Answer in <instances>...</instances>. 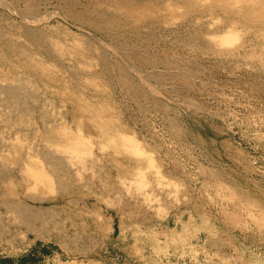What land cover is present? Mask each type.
Masks as SVG:
<instances>
[{"label":"rangeland","instance_id":"1","mask_svg":"<svg viewBox=\"0 0 264 264\" xmlns=\"http://www.w3.org/2000/svg\"><path fill=\"white\" fill-rule=\"evenodd\" d=\"M0 52V264H264V0H0Z\"/></svg>","mask_w":264,"mask_h":264},{"label":"bare ground","instance_id":"2","mask_svg":"<svg viewBox=\"0 0 264 264\" xmlns=\"http://www.w3.org/2000/svg\"><path fill=\"white\" fill-rule=\"evenodd\" d=\"M24 14V13H23ZM26 15H27V13H26ZM24 17H25V14L23 15ZM29 16V15H28ZM27 16V17H28ZM28 18H30V19H32V21H34L35 23H41L42 22V20H44V21H46V22H50L51 21V18L50 17H48V18H46V19H42V18H33V16L31 15L30 17H28ZM48 40L51 42V43H54L55 45H58V46H60L61 48H63L62 46H64V43H63V41H62V37L59 35V36H57V35H51V36H49V38H48ZM4 52V51H3ZM1 53V52H0ZM18 65H19V63H18ZM20 65H22V64H20ZM19 65V66H20ZM26 89H28L27 87H26ZM26 89H24V86H23V84H11V83H9V82H5V80L4 81H2V80H0V99H5L6 100V98H4L3 96V94H5L6 96H9V101L10 100H13V101H17L18 103L22 100V98L24 97V96H27V91H26ZM2 100H0V101H2ZM9 101H4V102H6V103H9ZM3 102V101H2ZM23 103V102H22ZM83 109L84 110H86V111H89V107H87V106H84L83 107ZM94 117H95V115H94ZM93 117V118H94ZM58 127H61V129H63L64 130V128H63V126H58ZM115 127H117V128H119L118 126H115ZM90 130L93 132V134H95L97 137H107L108 136V134H107V131H106V127L105 126H103L102 124L100 125V124H96V123H94L92 126H91V128H90ZM63 136H57V139H55V144L57 143V144H60V145H63L64 147H65V149L67 150V152H71L68 156L65 154V156H62V158L63 157H66V159L67 160H71V159H73L74 161L76 160V159H80V155L82 154V153H80V152H78V153H76L75 154V152H77V151H79V150H81V148H86L85 147V145H84V143H80V136L79 135H77V134H72V133H70L69 131H67V130H64L63 131ZM109 137V136H108ZM127 139H129V140H127ZM126 141H129V142H133V140L129 137V136H125V135H122V137L116 142L117 144V150H119V149H121L124 145H125V142ZM103 143H104V145H106V142L103 140ZM12 145V144H11ZM34 145V144H33ZM30 146V145H29ZM28 146V147H29ZM116 147V146H115ZM32 148V147H31ZM30 148V149H31ZM50 148V147H49ZM57 148V147H56ZM142 147H140V145H138V144H136L135 145V160H134V163H133V166L136 168V171H137V173L141 176L142 175V173L144 172V168H145V166L144 165H142V161L144 162V163H146V164H148V163H150V161L148 160V163H147V160H145V157L143 156V154L145 153V151H144V149L142 148ZM29 149V148H28ZM33 149V148H32ZM41 149V148H40ZM53 149V148H52ZM2 150H4V149H1L0 151H2ZM7 151L9 150V148L8 149H6ZM12 149H10V151H11ZM34 150V149H33ZM33 150H31L32 152L30 153V160L32 161V164H31V168L30 167H28V166H26V168H25V166H23L24 167V171L25 172H28L29 174H30V176L31 175H33V176H35V178H36V183H44L45 182V180L48 178V172H47V170L45 169V166H49L48 165V163L47 164H45V166L43 165V163H40L38 160H37V158L35 157V152H36V149H35V152L33 151ZM43 150V149H42ZM49 151H50V149H48ZM48 150H47V152H48ZM5 151V150H4ZM29 151V150H28ZM37 151H39V149L37 148ZM3 152V151H2ZM6 152V151H5ZM9 152V151H8ZM34 152V153H33ZM64 152H65V150H64ZM11 153H12V151H11ZM48 153H51V152H48ZM48 153H46V157H48L49 155H47ZM54 153V152H53ZM53 153H51V154H53ZM57 153H59V152H56V154H55V158H58L59 157V154H57ZM37 154V153H36ZM60 155H61V153H60ZM62 155H64V154H62ZM38 156V155H37ZM27 157V158H28ZM43 157L46 159V157H45V155L43 154ZM61 157V156H60ZM39 158V157H38ZM50 158H52V157H50ZM49 158V160H51ZM53 158H54V156H53ZM52 158V160H55L56 161V159H53ZM64 159V158H63ZM61 160V161H64V160ZM65 159V161H67ZM28 160V159H27ZM29 160V161H30ZM72 160V161H73ZM42 161H43V159H42ZM46 161V160H45ZM58 161V163H59V160H57ZM56 161V162H57ZM0 162H2V163H4L3 165H5V158L2 156V154H1V152H0ZM7 163V162H6ZM9 163V162H8ZM51 163V162H50ZM49 163V164H50ZM60 164V163H59ZM59 164H56V165H59ZM27 165V164H26ZM51 165V164H50ZM53 165H54V162H53ZM56 165H54V167L56 166ZM7 166V165H6ZM62 166V165H61ZM5 167V166H4ZM51 167H53L52 165H51ZM59 166H57L56 168H58ZM4 169V168H3ZM50 169V168H49ZM54 169V168H53ZM52 169V170H53ZM22 170H23V168H22ZM51 170V171H52ZM60 170H61V168H60ZM66 170V169H65ZM70 170V169H69ZM5 171V170H4ZM55 171V170H54ZM68 171V170H67ZM56 173V172H55ZM59 173V172H58ZM71 172H69V173H67V175L68 174H70ZM53 174H54V172H53ZM60 174V173H59ZM58 174V175H59ZM63 174V173H62ZM56 178H58V176H55ZM65 177V176H64ZM60 178H61V176H60ZM62 179V178H61ZM57 180H59V179H57ZM59 181H61V180H59ZM63 187V186H62ZM63 189H64V187H63ZM8 190H7V186H6V184H5V182H4V180H2V177H1V172H0V197L2 196V195H4V194H8V192H7ZM6 197V196H5ZM6 200V201H5ZM4 204H7V207H8V210H10V211H12V212H15L16 214H18V216L19 215H22V212L23 211H28V213H30V215H31V218L30 217H22L23 218V220H22V222H24V223H26L28 226H31L32 227V225H33V227L35 226V228H39L40 229V232L42 233V232H44L45 230L46 231H48L49 230V228H48V230H47V226L49 225V224H51L52 222H54V223H56V220H54L53 221V217H57L59 214L55 211V210H53L52 212L53 213H49V216H47V217H45L43 214V212H44V210H43V212H41V211H38V210H34L33 208H34V204L32 205V204H30V203H28V202H21V201H19L18 199H15V197H12V198H7V199H4ZM6 206V205H5ZM36 207V206H35ZM40 207H41V205H40ZM46 210H48V209H46ZM51 211V209L49 210V212ZM11 213V212H10ZM45 213H47V212H45ZM29 215V214H28ZM0 216H2V215H0ZM23 216V215H22ZM21 217V216H20ZM21 218V219H22ZM20 219V218H19ZM5 220V219H4ZM64 220V219H63ZM0 221H1V218H0ZM65 221V220H64ZM20 222H21V220H20ZM34 222H36L37 224L35 225V223ZM2 223V222H1ZM18 223H19V220H18ZM38 223H40V224H38ZM58 223L59 222H57V225H58ZM62 223V222H61ZM60 223V224H61ZM20 224V223H19ZM22 224V223H21ZM25 224V225H26ZM7 225V224H6ZM26 225V226H27ZM37 226V227H36ZM59 226V225H58ZM32 227V228H33ZM61 227V226H60ZM8 228V227H7ZM29 228V227H28ZM32 230H34V228L32 229ZM37 231V230H36ZM39 231V230H38ZM39 233V232H38ZM47 234V233H46ZM1 239V238H0Z\"/></svg>","mask_w":264,"mask_h":264}]
</instances>
